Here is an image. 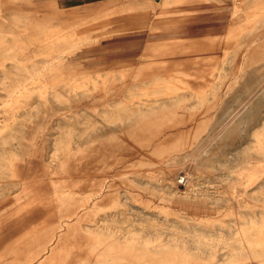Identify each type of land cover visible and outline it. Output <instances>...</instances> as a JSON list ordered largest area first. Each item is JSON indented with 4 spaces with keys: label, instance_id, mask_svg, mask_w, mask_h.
I'll use <instances>...</instances> for the list:
<instances>
[{
    "label": "rangeland",
    "instance_id": "obj_1",
    "mask_svg": "<svg viewBox=\"0 0 264 264\" xmlns=\"http://www.w3.org/2000/svg\"><path fill=\"white\" fill-rule=\"evenodd\" d=\"M0 264H264V0H0Z\"/></svg>",
    "mask_w": 264,
    "mask_h": 264
},
{
    "label": "bare ground",
    "instance_id": "obj_2",
    "mask_svg": "<svg viewBox=\"0 0 264 264\" xmlns=\"http://www.w3.org/2000/svg\"><path fill=\"white\" fill-rule=\"evenodd\" d=\"M230 104V103H229ZM227 106V105H226ZM160 119V118H159ZM160 121V120H159ZM172 122V121H171ZM170 122V123H171ZM169 123V122H168ZM218 123V122H217ZM153 124V123H152ZM156 124V123H155ZM173 124H174V121H173ZM172 124V125H173ZM157 125V124H156ZM171 124H169L168 126H170ZM176 125V124H175ZM215 125V124H214ZM221 126V124H218L216 125L215 127V131L218 130V128ZM223 129V128H222ZM240 132V129L238 128V126H235V125H229L227 127H225L223 130H222V133L220 134L221 135V138L223 140H225L226 142H234L237 140L238 138V134ZM213 133V132H212ZM212 133L208 134V138H211L212 136ZM219 133V132H218Z\"/></svg>",
    "mask_w": 264,
    "mask_h": 264
}]
</instances>
